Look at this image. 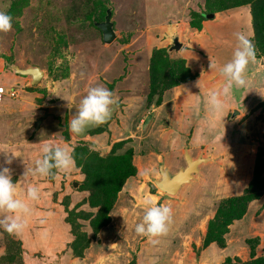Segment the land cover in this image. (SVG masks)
I'll list each match as a JSON object with an SVG mask.
<instances>
[{"label":"rangeland","instance_id":"374dc122","mask_svg":"<svg viewBox=\"0 0 264 264\" xmlns=\"http://www.w3.org/2000/svg\"><path fill=\"white\" fill-rule=\"evenodd\" d=\"M22 1L0 0V12L12 17V29L0 33V88L18 92L0 101V164L4 152L17 156L5 166L16 183V198L30 212L21 217L20 234L0 229V264H264L259 262L264 187L254 185L261 195L242 200L261 170L264 177V98L254 105L257 88L264 87V57L254 75L247 66L246 85L221 98L220 110L210 103L225 84L218 68L231 59L235 34L254 44L251 6L216 11L205 19L202 14L212 9L209 0ZM109 8L117 37L106 44L96 23L104 21ZM175 38L183 43L178 51L172 48ZM156 51L168 54L162 81L152 74ZM58 59L62 63L56 66ZM12 65L38 66L44 76L33 86L30 75L15 73ZM184 67L191 78L173 77ZM174 78L180 81L167 86ZM96 86L113 93L118 110L81 140L68 132L67 121ZM234 111L239 112L235 117ZM118 143L123 149L115 154L132 149L135 172L123 177L98 222L100 205L93 206L90 190L83 189L77 149L85 145L106 157ZM45 145L66 149L72 167L54 175H24L42 159ZM186 149L192 158L208 160L192 182L171 195L155 184L159 165L175 174L187 165ZM28 186L38 190V199H27ZM146 200L171 209L172 222L155 245L135 232ZM247 213L249 219L239 221ZM4 214L0 211V218ZM68 219L75 220V233L87 242L80 253L70 246L75 234Z\"/></svg>","mask_w":264,"mask_h":264},{"label":"clouds","instance_id":"9594fccd","mask_svg":"<svg viewBox=\"0 0 264 264\" xmlns=\"http://www.w3.org/2000/svg\"><path fill=\"white\" fill-rule=\"evenodd\" d=\"M11 29L12 17L9 14L0 12V33H7ZM235 39L237 44L232 52L231 59L218 68V73L224 79L225 84L210 97L211 106L217 111L222 107L221 98L226 97L234 87L241 88L246 85L245 70L249 63L255 59V51L250 39L243 33H236ZM65 59L71 62L73 58L66 56ZM60 63L62 61L58 59L56 66H59ZM213 67L215 65L211 62L210 69ZM199 81H197L198 86ZM257 92L264 98V95L259 91ZM54 95L56 94L54 93ZM116 103L113 93L106 87L89 88L86 95L80 99L71 119L67 121L68 132L80 136L85 133L89 126L93 128L105 124L111 116L112 107ZM66 106L71 109L70 103ZM42 151V159L35 162L33 169L27 167L24 175L29 172L33 175H54L53 170L57 172L67 171L73 165L71 154L64 148L45 145ZM4 153L5 159L0 164V211L5 214L0 218V229L9 235H18L24 228L21 217L28 214L30 209L24 200L16 198V183L13 182L10 175V167L5 166L11 165L13 159L17 156L15 153ZM26 196L28 200H36L38 199V190L28 186ZM145 205L142 221L136 224L135 232L145 237L150 244L155 245L158 243V238L168 231V225L172 222L171 209L165 204L152 205L150 200H146ZM124 223L127 228L125 218Z\"/></svg>","mask_w":264,"mask_h":264},{"label":"trees","instance_id":"16d2710c","mask_svg":"<svg viewBox=\"0 0 264 264\" xmlns=\"http://www.w3.org/2000/svg\"><path fill=\"white\" fill-rule=\"evenodd\" d=\"M208 4L212 5V9L210 12L202 14V17L205 19L206 15L214 14V12L216 11H222L229 8L249 4L251 6L253 19V47L255 51V57H264V0H209ZM194 26L200 28V24H196ZM166 57H168L167 52L162 53L161 51H156L153 54L152 74L153 77L156 78L155 80H157L158 78L161 81L163 80L162 73L164 72L162 71V65L164 64L163 62H165ZM169 65V62H166V66L169 67ZM180 74L181 75L179 76L174 75L173 77H183L182 79L191 78L189 69L187 67H184L183 71ZM177 78L172 79V81L167 86L171 87L176 85L180 81ZM163 82L165 84L167 83L166 80ZM122 149V143H118L115 145V149H113L112 152L106 157L99 156L98 153L90 151L85 145L77 149V163L79 166H81L82 172L85 174V179L82 183L83 189L90 190L91 194L89 200L93 206L100 205L97 216L98 222L104 219L103 213H105V211L107 210L106 208L109 206V203L115 197V192L117 191V189L122 185L124 180L123 177L125 178L127 177V175L135 172V167L132 164V149L124 150L123 154H115L116 150L120 151ZM53 172L55 173L56 171L53 170ZM261 172L262 170L260 171V173H258V177H256L258 179H256L253 184L250 183L249 187L246 189L243 195L244 198L242 200L248 202L252 199L258 198L261 195V192H258L256 191L257 189L253 188V186L256 184L260 188L264 187V177H261ZM244 210L238 213V218L243 215ZM234 217H236V215H234ZM68 221L71 224L72 234H75V239L73 243L70 244V246H73L74 249L80 253L81 251H79L78 249L81 250V246H86L87 242L83 236L80 237V235L75 233V220L71 219L70 221L68 219ZM259 260V262L264 263V257ZM254 261H250L249 263L244 264H254ZM226 264H229V262Z\"/></svg>","mask_w":264,"mask_h":264},{"label":"water","instance_id":"95a60500","mask_svg":"<svg viewBox=\"0 0 264 264\" xmlns=\"http://www.w3.org/2000/svg\"><path fill=\"white\" fill-rule=\"evenodd\" d=\"M211 15V14H210ZM208 15H206L207 18ZM112 18V9L109 8L106 12V16L104 21L102 22H97L96 26L102 31L103 34V40L106 44H111L117 37V33L114 30V24L111 21ZM174 45L172 48L176 51L180 50L182 47V43L178 40V38H175L173 41ZM12 70L15 73L21 74V75H27L29 74L31 77L30 83L31 85L35 86L40 83L42 80V77L44 76V71L38 67V66H30L27 68H20L17 65H12L11 66ZM116 101L118 102V99L115 98ZM118 110V105L117 103L112 107V112L111 116L108 119V121L105 123L107 124L116 114ZM238 111L233 112V117L238 115ZM100 125L98 127H93L89 126L88 129H86L85 133L83 135L77 136V138L83 140L88 135L90 132L94 129H97L99 127L104 126ZM75 135V134H74ZM185 159H186V167L180 168L175 174H170L169 170L164 167L163 163L159 165V170H160V179L155 180V184L158 188L162 189L166 193H169L171 195L176 194L181 187H183L185 184L190 183L193 181L195 178V175L199 173V166L204 162L207 161L208 158L199 156L198 158L194 159L191 157V155L188 152V149L185 150ZM77 185V184H74Z\"/></svg>","mask_w":264,"mask_h":264},{"label":"crops","instance_id":"0c3cea01","mask_svg":"<svg viewBox=\"0 0 264 264\" xmlns=\"http://www.w3.org/2000/svg\"><path fill=\"white\" fill-rule=\"evenodd\" d=\"M183 44V43H182ZM183 46V45H182ZM262 61V58H257V57H255V59L252 61V62H250L249 63V69H250V72L252 73L251 74V76L252 75H254V71H256V72H259L258 70H259V62H261ZM8 88V87H7ZM264 87L263 86H259L258 88H257V91H259L260 93H262V95H264ZM257 98H256V101H255V104L254 105H256V104H258V103H260V102H262L263 101V98H261V97H259L258 96V92H257V96H256ZM7 98H9V97H7ZM13 99V98H12ZM249 219V213H247L244 217H242L239 221H241V222H244V221H246V220H248Z\"/></svg>","mask_w":264,"mask_h":264},{"label":"built area","instance_id":"2783aa9c","mask_svg":"<svg viewBox=\"0 0 264 264\" xmlns=\"http://www.w3.org/2000/svg\"><path fill=\"white\" fill-rule=\"evenodd\" d=\"M5 96H8L9 98H16L18 96V92L14 87H1L0 88V101L4 99Z\"/></svg>","mask_w":264,"mask_h":264},{"label":"flooded vegetation","instance_id":"af4514ba","mask_svg":"<svg viewBox=\"0 0 264 264\" xmlns=\"http://www.w3.org/2000/svg\"><path fill=\"white\" fill-rule=\"evenodd\" d=\"M160 171V170H159Z\"/></svg>","mask_w":264,"mask_h":264}]
</instances>
